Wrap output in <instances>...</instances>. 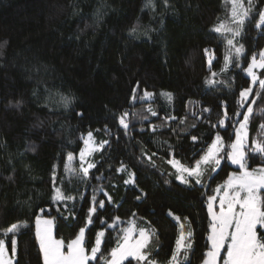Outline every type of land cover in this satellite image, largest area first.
<instances>
[{
	"label": "trees",
	"instance_id": "16d2710c",
	"mask_svg": "<svg viewBox=\"0 0 264 264\" xmlns=\"http://www.w3.org/2000/svg\"><path fill=\"white\" fill-rule=\"evenodd\" d=\"M151 5L0 0V239L12 252L15 238V264H43L37 219L52 220L53 235L66 245L83 228L89 254L103 231L101 252L89 264H105L133 225L150 233L149 258L156 264H169L181 232L191 243L181 264H202L210 249L209 198L239 169L226 158L217 171L204 172L202 184L190 186L169 161L194 166L217 135L229 151L245 111L239 93L249 87V102L256 100L250 138L264 140V91L245 71L264 51V26L255 27L264 0H253L239 37L214 31L220 24L238 27L227 0ZM258 76L264 79V69ZM145 91L151 99H141ZM124 113L127 129L119 123ZM89 133L96 149L84 163ZM247 151L249 170L264 166V157ZM89 162L95 167L84 176L80 165ZM131 173L134 183L127 184ZM56 189L65 199H56ZM93 198L104 202L95 213ZM14 223L19 231L4 236Z\"/></svg>",
	"mask_w": 264,
	"mask_h": 264
},
{
	"label": "snow or ice",
	"instance_id": "6c2138e0",
	"mask_svg": "<svg viewBox=\"0 0 264 264\" xmlns=\"http://www.w3.org/2000/svg\"><path fill=\"white\" fill-rule=\"evenodd\" d=\"M231 4V19L238 27L233 29L226 27L224 24H220L214 29L219 33L222 30L231 33L232 37H239L243 32L244 25L247 19L250 17L252 10L253 0H247V7L245 6V0H227ZM149 6L151 0H149ZM264 26V11L259 12L258 22L255 23V27L261 28ZM132 32H136V28L132 29ZM227 44L233 46V39L228 38ZM207 51V50H205ZM244 51L243 44L235 47V54L239 57ZM209 64L211 61L209 60ZM264 69V51L260 52L259 60L255 55L251 57V63L245 69L247 75L251 77V83L257 84L258 76L253 69ZM213 76L216 73L212 74ZM259 88L264 91V79H259ZM253 94L251 87L244 89L239 93L241 98V107L245 104L249 106L245 110L242 122L239 124V129L235 133V141L230 144V152L226 153V157L231 160L232 164L238 166L239 172H233L227 179L226 183L221 186L225 189L222 197L219 200L218 211L215 208L216 197H210L208 202V212L211 215V234L208 236L211 247L207 251L205 257L202 259V264H264V167H259L254 170L248 168V126L250 119L253 117L254 109L251 105L256 104V100L249 102V96ZM169 100H171V94L165 93ZM259 97V93L256 94ZM153 96L152 93L144 92L141 97L142 100H149ZM135 99V98H134ZM61 102L67 106L70 102L67 97H61ZM152 112V115H157L156 112L148 109ZM208 111V109H205ZM264 111V109H262ZM128 113H124L119 123L125 128H128V123L125 121V117ZM227 118V112L224 113ZM239 115V114H237ZM175 119V117H172ZM224 120L221 119L219 123L224 125ZM261 135H264V124L260 125ZM155 130V128H153ZM89 141L92 138V134L89 133ZM193 140L197 138L192 137ZM88 143V141H85ZM107 143V141L103 142ZM103 147V144L100 145ZM224 142L222 138L217 135L215 142L207 147L203 155L194 161V166L186 167L180 163L179 160H170L177 171V179L182 184L193 186L194 184H202V177L204 172L211 168L213 171L220 165V153L224 152ZM252 153H259L264 157V140L257 139L253 141V147L250 149ZM84 153L80 154V159L84 161ZM69 161L73 158L68 157ZM149 159H151L149 157ZM95 167L94 163H81L80 168L84 176L88 175L89 169ZM122 166L118 171H124ZM134 173L130 174L129 180L125 183H134ZM221 188H217L216 192L220 193ZM56 199H65L64 194L60 189H56ZM68 199H73L68 197ZM111 200V197L108 198ZM139 199V197H137ZM97 207L104 208V202L101 200L97 202L93 198V207L90 212L95 213ZM171 216L172 213L170 212ZM118 219V218H117ZM175 219L179 220L178 217ZM53 222L51 220L41 221L36 220V238L39 241L40 251L43 253V264H89V261H96L98 253L101 252V237L105 235L103 231L99 233V236L95 240V246L90 249V254L84 246L85 230L81 228L79 234L75 239H72L67 245L63 239H56L52 230ZM113 227H115L113 225ZM182 227V225H181ZM20 225L12 224L5 232L4 236L9 233L15 234L19 231ZM136 232L135 226H131L123 231V235L118 237L117 245L111 251V258L105 261V264H124V261L131 257L137 261L138 264H156L155 259H150V250L148 245L150 243V233L145 230H139V238L133 239ZM192 233L189 232L188 236L191 237ZM186 237L183 232L179 239L176 241V252L172 255L169 264H181L179 256L184 254V259L187 260V251L191 249V243L185 242ZM11 248L13 255L16 251L15 238L11 241ZM67 248V251H65ZM8 247L4 239H0V264H13V260L7 255ZM224 252L225 256L222 257L221 253Z\"/></svg>",
	"mask_w": 264,
	"mask_h": 264
},
{
	"label": "rangeland",
	"instance_id": "374dc122",
	"mask_svg": "<svg viewBox=\"0 0 264 264\" xmlns=\"http://www.w3.org/2000/svg\"><path fill=\"white\" fill-rule=\"evenodd\" d=\"M260 70H262V69H259V68H255V69H253V71L257 74V76H258V72L260 71ZM251 78V77H250ZM259 76H258V80H257V82H259ZM249 99V98H248ZM249 106V104H245L243 107H241L242 109H244V110H246V108ZM252 106V105H251ZM242 112L240 111V113L239 114H241ZM245 114V111L243 112V115ZM239 129V128H238ZM237 129V130H238ZM258 138H256V139H253V140H251V138H250V132H249V128H248V137H247V145H248V148L246 149V151L247 150H250L252 147H253V141H256ZM86 141H88V143H86V145H85V148L81 151V153L83 152L85 155H84V163L87 161V159H88V157H89V155H90V153L92 152V151H94L96 148L94 147V145H93V143H92V141L90 140L89 141V138H87V140ZM224 142V141H223ZM224 152H222V153H220V159H221V162H220V165L219 166H217L216 168H215V171H217L220 167H221V165H222V163H223V161L227 158L226 157V153H228V152H230V150L229 151H227V147H226V145H225V143H224ZM80 153V154H81ZM81 160V159H80ZM229 162L232 164V162H231V160L229 159ZM233 166H235V167H237L238 168V166L237 165H235V164H232ZM261 167H264V166H261ZM259 168V167H258ZM257 169V168H256ZM254 170V169H253ZM251 171V170H250ZM234 172H237V171H234ZM238 173V172H237ZM232 175V174H231ZM230 175V176H231ZM224 185V184H223ZM219 188H221V186L219 187ZM225 191V189H223V188H221V191H220V193H217V195H214L215 197H216V200H215V208H216V210L218 211V208H219V200H220V198L222 197V195H223V192ZM211 197H213V196H211ZM209 202V201H208ZM209 217H210V222L212 223V218H211V215L209 214ZM41 221H44V220H50V219H40ZM52 221V220H51ZM53 222V221H52ZM53 226H54V224H52V230H53ZM136 229V232H135V234H134V236H133V239L135 240V239H138L139 238V230L137 229V228H135ZM211 234V225H210V233H209V235ZM101 241H102V237H101ZM209 243H210V241H209ZM210 247H211V244H210ZM66 249V248H65ZM7 255L13 260V264H15V254L13 255V253L12 252H10V251H8L7 250ZM221 256L222 257H224L225 256V253L224 252H222L221 253ZM129 259H132L131 257H129ZM125 262V261H124Z\"/></svg>",
	"mask_w": 264,
	"mask_h": 264
}]
</instances>
